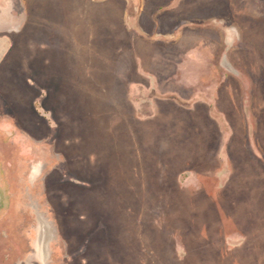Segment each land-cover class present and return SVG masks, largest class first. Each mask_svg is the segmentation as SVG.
I'll use <instances>...</instances> for the list:
<instances>
[{"label": "rangeland", "instance_id": "obj_1", "mask_svg": "<svg viewBox=\"0 0 264 264\" xmlns=\"http://www.w3.org/2000/svg\"><path fill=\"white\" fill-rule=\"evenodd\" d=\"M22 1L69 63L1 61L0 264H264V0H133L127 51L115 0Z\"/></svg>", "mask_w": 264, "mask_h": 264}, {"label": "crops", "instance_id": "obj_2", "mask_svg": "<svg viewBox=\"0 0 264 264\" xmlns=\"http://www.w3.org/2000/svg\"><path fill=\"white\" fill-rule=\"evenodd\" d=\"M19 1H20V3L23 4L21 6L22 9H19L16 12V10L13 9V7L9 5V2H11V0H0V2L6 3L5 6H0V10L2 11L3 15L8 14L11 18L14 17L16 19L19 15V12H21V10H22L23 19L25 18L23 20V24L21 23L22 27L20 28V26L18 25L17 29H14L13 27H11L12 22L5 21L2 24H0V32L6 31L5 34H7L4 37H2V36L0 37V64H2L1 61H3V59H4L5 51L7 52L9 50H11V53L15 56L16 60H19L21 63H24L25 65H27L29 70L32 72H35V73H37L36 67L43 66V67H45V71L46 70L50 71L52 69V67H54V66L64 65L66 63L68 64L69 62H67L66 58H65V57L68 58V56L66 54V51L62 49L64 47L63 46V35H64V28L65 27L62 26V29H63L62 32L57 31L55 33L54 37H55L56 43H57L55 48L50 46L49 39H47V38H45L47 44H46V42L43 43V45L42 44H36L34 42L35 39H32V36H33L32 34H34V32H35V31H33L34 27L36 29V26L33 24H35V22L39 21L40 18H38V16H37V18L35 19L34 17L29 16L27 13V7L24 4V1H22V0H19ZM88 1L90 2V4H93V6H95V3H101V2L106 1V0H88ZM132 1L133 0H115L116 5L119 4V6L118 5L117 6H118V12H119L120 20L122 22L121 27L125 31L124 40L118 38L117 44H118V49H119V47H123V49L125 51H127V49H130V48L132 49L133 43H130L129 39L130 38L132 39V36H131L132 32L134 34L136 33L135 32L136 30L133 29V27H132V20L134 18H136L138 16V13H139L138 9L135 11L136 13H134V15L131 14L130 11H128V7L132 5ZM137 1L138 0H136V2ZM44 23H46V26L39 25V23H38L40 28L38 27L37 29L39 31H41L43 34H48V33H50L49 29H47L49 26H47L46 21ZM61 24H63V23L61 22ZM129 33H131V35ZM135 35H137V33ZM21 37H22L23 41H26V43H22V44L19 43V40ZM121 37H123V36L121 35ZM129 54H130V51H129ZM129 54H128V58H129ZM44 75H45V79L47 78L49 81L51 80V78H48L46 76V74H44ZM52 80H54V79H52ZM52 80L50 82H52ZM59 80H63V79L61 78ZM47 87L49 88V95L53 91H55L53 85L51 88H50V85H47ZM57 88H58V80L56 82V88L55 89H57ZM59 92H61V91H59ZM2 103L5 106L7 104L8 107L10 106V108H12L13 110H16L15 113H16V115H18L17 117H19V120H20V118L24 122L26 120L31 121V119H32V121L35 120L33 115L30 112H26L25 108L23 106H20L21 104L19 105V103L17 101H13L11 99H8V100L2 101ZM178 108H179L178 114L182 113V116L184 119L182 120V122H180L181 126H180L179 122L176 124H177V126H180L182 128L183 132L188 131L190 133V130H193V134H195L194 132H196V130H195L196 128H200L207 123V122L203 121V120H205V118L208 120V124H209V120L211 121V118H210L211 115H209V113L206 111V108H205L204 113H201L200 119H197V116L195 115V112H193L192 108H190V109H185L182 107H178ZM179 117H180V115H179ZM29 118H30V120H29ZM210 128H211L210 131L214 135H217L218 138L221 140L220 141L219 156L221 158L220 159L221 165H224L223 160H225V153H226V150H224V144H223V143H225L224 135H223V138H222V136L219 137L218 128H217V125L214 123V121L212 122V127H210ZM4 131H5V129H3V127L0 126V135H4V133H5ZM3 139H6L5 135L3 136ZM4 153L5 152H3V150H1V147H0V211L7 207L6 203H7V198L9 197L8 184H7V181L5 179L4 170L2 168V161H3V158L6 156ZM240 154L243 156V160L248 159V157L245 156L246 152L243 149L240 150ZM224 175H226V174L225 173L221 174V178ZM220 184L217 187L218 191L223 186Z\"/></svg>", "mask_w": 264, "mask_h": 264}]
</instances>
